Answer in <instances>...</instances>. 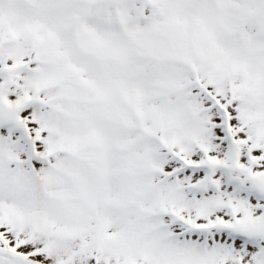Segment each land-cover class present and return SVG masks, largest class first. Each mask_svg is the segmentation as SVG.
<instances>
[{
  "label": "snow or ice",
  "instance_id": "6c2138e0",
  "mask_svg": "<svg viewBox=\"0 0 264 264\" xmlns=\"http://www.w3.org/2000/svg\"><path fill=\"white\" fill-rule=\"evenodd\" d=\"M0 264H264V0H0Z\"/></svg>",
  "mask_w": 264,
  "mask_h": 264
}]
</instances>
